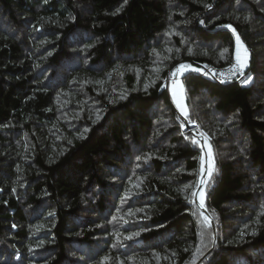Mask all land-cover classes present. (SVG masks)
<instances>
[{
	"label": "trees",
	"instance_id": "obj_1",
	"mask_svg": "<svg viewBox=\"0 0 264 264\" xmlns=\"http://www.w3.org/2000/svg\"><path fill=\"white\" fill-rule=\"evenodd\" d=\"M236 34L249 66L223 85L201 69ZM181 64L188 124L195 97L214 150L243 138L207 186L215 232L165 89ZM0 264H264V0H0Z\"/></svg>",
	"mask_w": 264,
	"mask_h": 264
},
{
	"label": "rangeland",
	"instance_id": "obj_2",
	"mask_svg": "<svg viewBox=\"0 0 264 264\" xmlns=\"http://www.w3.org/2000/svg\"><path fill=\"white\" fill-rule=\"evenodd\" d=\"M174 31H176V30H174ZM188 37H189L188 43L190 45L188 44V46H183L187 50H189V49L194 50L196 48L200 49L201 47L204 48V49H206V48L209 49V48H211V46L212 47L215 46V44H212V45L209 46L208 43H202V44H205V45L196 44V42L197 43H199V42L195 39V36L192 33H190V32L188 33ZM158 40H160V43H161L163 39L161 37V39H158ZM165 40L167 41L168 47L171 48L170 51H168V55H170V54L173 53V50L174 49H173V47L171 45V42L168 40V38H166ZM176 50L179 51V47H177ZM215 53L218 54L219 52H215ZM235 57H236V39H235L234 58ZM216 60H217V58H216ZM191 71H194V69L189 66L188 68L184 69L182 71V73H177L175 77L170 76L166 81H164L165 89H167L168 92H169V94H170V99H171L172 106L176 110V112L179 115V117L183 119V121L185 120V117L181 113V111L176 108V105H175V103L173 101V98H172V82H173V80H175L178 84H183V82H182L183 76L186 73L191 72ZM186 95H187V92H186L185 87H184V99H183L182 102L185 105V108H186V110L188 112V115H189V118H190V112H189V109L187 107ZM198 101H199L198 99H195V97H193V99H192V105H193V109H194L195 118L201 117L202 123H199L198 121H196L197 120L196 119V120H193L192 122H189V124H190L191 127L194 126V127L198 128L199 130H201V127H202L201 133L204 132L206 134V131H207V129L205 131V127L206 126L204 127V126H202V124H206L208 122L209 118H214L215 116L213 115V112H211V109L210 108H208V107L207 108L206 107H201V105H198ZM183 130L186 133L184 124H183ZM236 132L237 131H235V130H231V133H229V138L231 140L230 141H226V142H225V140H222L223 137H217V136H215L216 139H221V142H219V147L216 150H214V148L212 146L213 154H214L215 158L218 161H221L222 159L229 158L231 156V154H232V151H231L232 150V147H239L238 150H242L243 149V138L238 133H236ZM204 136L206 137V135H204ZM233 139H234V141H233ZM230 142H231L230 146L229 145H226V144H229ZM215 145H218V144L215 142Z\"/></svg>",
	"mask_w": 264,
	"mask_h": 264
},
{
	"label": "snow or ice",
	"instance_id": "obj_3",
	"mask_svg": "<svg viewBox=\"0 0 264 264\" xmlns=\"http://www.w3.org/2000/svg\"><path fill=\"white\" fill-rule=\"evenodd\" d=\"M124 3H127V0H124ZM237 3H239V0H237ZM206 7H210V5H206ZM122 9H117V12L121 11ZM116 13H113V15H115ZM251 19L250 16H246L245 20H249ZM226 27H231V26H226ZM233 33L235 34L236 30L232 29ZM235 39H236V67L243 73V70L245 68H247L249 66V59H250V53H249V49H247L243 42L241 41V38L238 34L235 35ZM170 51V50H169ZM189 53H191V49L188 50ZM188 65H184L181 64L175 72L171 73V76L175 77L177 73H182V71L186 68H188ZM194 71H198V69H194ZM223 82V81H222ZM251 82V77L250 76H246L245 77V83H250ZM123 98V97H122ZM172 98L173 101L176 105V108L179 109L181 111V113L184 115L185 119H189V115L188 112L185 108V105L183 104V99H184V85L183 84H178L175 80H173L172 82ZM85 131H87V129H85ZM202 136H204L203 133H201ZM195 143V141H194ZM205 143H207V137H205ZM208 156V160H207V175L209 177L212 176V173L214 171V160H213V156H212V151H211V147L209 146V151L207 153ZM203 167L201 168V173H203ZM207 181L205 180H201L200 184H206ZM199 195L200 197V207L203 208L204 207V197H205V193L203 190H201L198 194L197 193H193V196ZM204 223L206 225H210V221L208 219V217H204ZM131 237H129L130 239Z\"/></svg>",
	"mask_w": 264,
	"mask_h": 264
},
{
	"label": "water",
	"instance_id": "obj_4",
	"mask_svg": "<svg viewBox=\"0 0 264 264\" xmlns=\"http://www.w3.org/2000/svg\"><path fill=\"white\" fill-rule=\"evenodd\" d=\"M184 125H185V130H186V134L189 135L193 141H195V143L198 146V149L200 151V169H199V179H198V184L196 187V190L194 191L195 193H199L201 190L204 191L205 193V197H204V207L201 208L200 207V197L199 195L193 196V204L197 207V209L200 212V215L204 218L205 216L208 217L209 221H210V227L213 229V231L215 232V226H214V221L212 219V217L210 216V214L208 213V210L206 209V199H207V186L210 183L215 170H216V158L213 154V149H212V145L211 142L207 139V143H205V136L201 135V132L198 128L194 127V126H190V124H188L187 121L184 120ZM209 146L211 147V151H212V156H213V160H214V171L212 173V176L209 177L207 175V160H208V156L207 153L209 151ZM203 167V173H201V168ZM201 180H205L207 181L206 184H200ZM215 238V235H214Z\"/></svg>",
	"mask_w": 264,
	"mask_h": 264
},
{
	"label": "built area",
	"instance_id": "obj_5",
	"mask_svg": "<svg viewBox=\"0 0 264 264\" xmlns=\"http://www.w3.org/2000/svg\"><path fill=\"white\" fill-rule=\"evenodd\" d=\"M201 73L223 85H227L236 81L243 74L236 67V59H234L231 64L223 67L213 65L204 66L201 69Z\"/></svg>",
	"mask_w": 264,
	"mask_h": 264
},
{
	"label": "crops",
	"instance_id": "obj_6",
	"mask_svg": "<svg viewBox=\"0 0 264 264\" xmlns=\"http://www.w3.org/2000/svg\"><path fill=\"white\" fill-rule=\"evenodd\" d=\"M235 59H236V57H235Z\"/></svg>",
	"mask_w": 264,
	"mask_h": 264
}]
</instances>
